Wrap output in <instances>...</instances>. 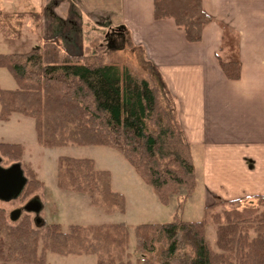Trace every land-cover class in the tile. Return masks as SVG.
Listing matches in <instances>:
<instances>
[{
  "label": "trees",
  "instance_id": "16d2710c",
  "mask_svg": "<svg viewBox=\"0 0 264 264\" xmlns=\"http://www.w3.org/2000/svg\"><path fill=\"white\" fill-rule=\"evenodd\" d=\"M153 17L172 19L189 43L200 42L211 21L202 0H153ZM219 64L228 80L239 79L237 63ZM144 65L146 72L107 61L101 53L72 55L58 37L29 51L0 54V68L17 84L12 90L0 87V121L13 114L33 119L36 142L44 148L113 149L158 202L166 205L175 197L170 222L134 226V264H264V196L216 201L204 208L201 220H183V205L196 189L191 146L166 82L152 65ZM22 151L20 144L0 142V153L9 159L20 160ZM31 173L21 199L42 186ZM56 178L59 189L85 194L93 206L125 211L124 196L111 189L110 172L96 170L91 159L60 157ZM209 222L215 225L214 247L205 236ZM128 248L123 223L70 225L67 231L56 223L40 232L29 215L11 222L0 207V264H47V253L133 264Z\"/></svg>",
  "mask_w": 264,
  "mask_h": 264
},
{
  "label": "crops",
  "instance_id": "0c3cea01",
  "mask_svg": "<svg viewBox=\"0 0 264 264\" xmlns=\"http://www.w3.org/2000/svg\"><path fill=\"white\" fill-rule=\"evenodd\" d=\"M202 8L211 21L189 43L172 19H154L153 0H0V43L28 38L31 50L58 37L79 55L86 36L101 34L115 62L109 54L126 40L175 100L203 207L264 196V0H202ZM219 60L237 63L239 79L228 80Z\"/></svg>",
  "mask_w": 264,
  "mask_h": 264
},
{
  "label": "rangeland",
  "instance_id": "374dc122",
  "mask_svg": "<svg viewBox=\"0 0 264 264\" xmlns=\"http://www.w3.org/2000/svg\"><path fill=\"white\" fill-rule=\"evenodd\" d=\"M19 14L22 15L21 20L24 21L25 13ZM24 36L27 37V33H24ZM117 38L120 39V37ZM121 40V43L118 39L115 40V45L116 43L121 45L116 54H109V59L123 63L129 66L131 70L136 67L139 71L146 72L148 70L147 66L140 59L139 52L132 50L127 45L126 40ZM85 42L87 43V53L106 54L108 52V38L104 35L97 34L94 36L92 34L91 39L86 36ZM32 45L33 42L29 41L28 38L24 42L18 43L3 41L0 43V53L4 54L13 50L24 52L29 50ZM0 87L6 90L17 87L11 74L4 68H0ZM0 142L20 144L23 150L21 159L17 161L0 153V167L6 169L18 165L25 181L30 177L29 172H32L34 178L42 184L39 189L29 194L25 199L17 196L8 201L0 200V207L5 209L7 218L11 222L21 215L27 214L31 217L33 227L40 232H43L47 225L56 223L61 226L62 231H67L70 225L87 226L124 223L129 229L128 252L131 253L132 258L130 261L134 264L136 258L134 252V226L138 224H163L172 220V215L177 206L175 197H171L166 205L158 202L152 188L146 186L122 156L113 149L103 146L80 147L74 145L52 149L44 148L36 142L33 119L18 114L11 115L6 122L0 121ZM60 157L91 159L94 161L96 170L110 172L111 189L124 196L127 212L121 214L108 211L102 205L93 206L87 195L59 189L56 174ZM184 192V188H181L180 193L183 194ZM200 196L199 189H196L183 205V220L199 221L204 217L205 207L202 205ZM14 212H17L18 215L13 219ZM205 236L208 243L214 247L215 225L213 223H207ZM45 260L47 264H96V258L92 255L64 257L47 253Z\"/></svg>",
  "mask_w": 264,
  "mask_h": 264
},
{
  "label": "water",
  "instance_id": "95a60500",
  "mask_svg": "<svg viewBox=\"0 0 264 264\" xmlns=\"http://www.w3.org/2000/svg\"><path fill=\"white\" fill-rule=\"evenodd\" d=\"M25 178L18 165L3 169L0 167V200L8 201L16 198L22 192ZM18 215L14 212L12 218Z\"/></svg>",
  "mask_w": 264,
  "mask_h": 264
}]
</instances>
